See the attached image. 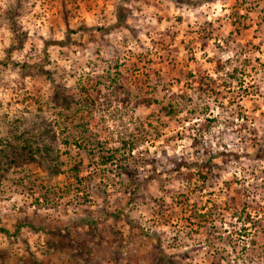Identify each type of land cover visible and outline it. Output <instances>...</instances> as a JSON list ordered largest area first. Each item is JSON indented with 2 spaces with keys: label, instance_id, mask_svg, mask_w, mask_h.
<instances>
[{
  "label": "rangeland",
  "instance_id": "1",
  "mask_svg": "<svg viewBox=\"0 0 264 264\" xmlns=\"http://www.w3.org/2000/svg\"><path fill=\"white\" fill-rule=\"evenodd\" d=\"M132 2L0 0V92L14 83L17 87L12 91L20 96L16 104L31 102L35 106L30 118L14 115L11 128L8 114L0 117V135L9 133L0 136V180L12 174L14 183L34 197L28 205L33 211L16 219L14 231L0 227L4 236L23 234L21 242L28 249L18 257L21 264H195L197 247L175 252L179 232L169 240L159 229L179 228L189 240L198 236L207 239L220 231L214 222L219 220L221 225L227 224L224 232L233 229L229 241L233 236L243 239L253 232L264 233V208L249 203L250 195L264 190V181L256 183L264 171L259 176L253 171L247 178L233 173L222 179L224 169L214 163L218 157L231 156L232 160L223 159L222 164L234 161L245 173L243 161L264 160V143L260 142L264 135L256 127L249 128L264 118V39H260L264 18L250 5L245 11L249 0H167V12L160 8L163 0H136L142 5L136 11L149 9L155 23L135 27V21L129 23L132 8L126 7ZM45 6L51 15L48 21H41L43 13L33 9ZM189 8H205L198 13L203 21L194 24L181 14ZM97 17V23L90 22ZM37 23L40 28L48 23L47 35L40 33ZM125 30L127 34H123ZM222 44L240 49V56L233 58L235 64L208 55L210 45L223 50ZM225 65H231L227 79H213L224 72ZM100 69L103 72L94 75ZM69 79L75 80L73 87L67 86ZM193 92L199 94L198 99L211 98L217 109H222L220 115L227 112L224 120L209 115L201 129L209 131L223 124V136L241 122L233 131L250 133L247 151L210 154L205 148L203 155L208 159L203 162L169 157L168 164L173 166L167 168L156 154L159 140L151 149L141 148L140 154L133 155L136 137L122 136L118 144L111 145L107 139L91 140L85 135L87 124L78 118L85 107L103 108L100 101L108 108L112 107L109 99L127 107L140 97L133 107L150 108L161 105L163 96L167 102L156 113L157 121H152L149 113L147 129L159 122L167 126L175 114L174 98L191 100ZM221 99L224 104L219 103ZM41 100L52 107V119L41 115L45 111ZM232 105H236L235 111L228 110ZM204 111L211 113V108L206 106ZM21 127L24 130L14 134ZM136 131L146 129L141 125ZM173 139L183 141L184 135L177 131L164 143ZM191 139V154L198 156L202 137ZM160 155L167 152L162 150ZM248 178H252L251 184ZM53 198L68 209L64 213L67 218L46 227L37 224L34 209ZM149 203L151 222L144 217ZM19 212L26 209L21 207ZM254 214L261 219H255ZM3 223L0 220V225ZM34 241L43 251L33 246ZM251 243L255 245L256 239ZM6 255L0 253V257ZM222 260L227 257L216 250L212 264Z\"/></svg>",
  "mask_w": 264,
  "mask_h": 264
},
{
  "label": "clouds",
  "instance_id": "2",
  "mask_svg": "<svg viewBox=\"0 0 264 264\" xmlns=\"http://www.w3.org/2000/svg\"><path fill=\"white\" fill-rule=\"evenodd\" d=\"M249 5L252 7L256 15L264 18V0H249V4L245 5V11L248 10ZM46 7L44 8H36L33 9V12H41L43 13L41 16V21H48L50 12L46 11ZM126 7L132 8L133 18L129 20V23L134 22L135 27H143L145 23H155V20L149 16V9L144 8L143 12H137V7H142V5H137L136 0H133L132 4L126 5ZM207 7V6H205ZM160 8L167 12L168 4L167 0H163L160 3ZM205 8H196V9H182L181 14L184 15L188 20L195 22L203 21V17L198 16V13L204 12ZM214 14V13H213ZM139 16L140 20H135V17ZM144 17H148V19H144ZM99 17L94 20H91V23H97ZM109 23L114 22L113 20H109ZM75 25V21L72 22ZM37 28L39 27V23L35 25ZM48 23L44 24L43 28H40V33L47 35ZM64 32L63 25L61 26L60 35L62 36ZM123 34H127V31ZM260 39H264V35H261ZM223 50L217 49L215 45H210V49L208 51L209 56H216L218 59L223 61L232 60V63L235 64L236 60L234 57L240 56V49L236 47L235 44H231V46L221 45ZM231 65H225V69L223 73H218L213 75V79H216L219 76L222 80H226V73L230 71ZM103 72V69L96 70L94 75H99ZM11 79H15L13 76ZM75 85L74 79H69L67 81L68 87H73ZM17 87L16 84H10L8 90L0 92V97H2L4 107L0 108V117H4V114H8V120L10 122V128L12 127L11 121L14 118V115H20L23 117L30 118L33 114H35V106L28 103H22L20 105L16 104V100L20 98L19 93H13L12 89ZM261 92H264V87L261 88ZM199 94L193 92L191 100L187 97L184 99H180L179 96L174 98L173 107L175 108V114L168 121L167 126L163 122L154 123L152 129H147V123L149 122V113L152 114L151 120L157 121L158 117L156 113L158 112L160 106L166 103V99L161 96V105H153L150 108H138L133 107L136 102V99H140V97H136L132 99L127 107H121L118 103L115 102L114 99H109V103H111L112 107L108 108L106 104H103V101L98 102L99 105H103V108L97 106L96 108H87L85 107L80 113L78 118H82L83 121L87 124V132L85 133L86 137L91 140H104L107 139L109 144H118L119 138L122 136L131 135L137 138V148L133 155L140 154L141 148H150L152 144L159 140V146L156 148V154L159 160L168 164V158L172 157L177 161L182 157L187 159L189 162L193 160H197L199 162H203L208 159V157L204 156L205 148L209 149L210 154L219 153L221 150L232 153V152H244L248 150L249 146V135L250 133L247 130H241L239 132H234L233 128L239 129L240 123L237 122L231 128L227 129V133L223 136L220 135L222 129L224 128L223 124H217L210 128L209 131H203L201 129V125L204 124L205 120L209 115H217L220 120L225 119V115H220V111L222 109H217V105L213 103V100L207 96H203L201 98H197ZM171 96V93H169ZM11 101V108L8 107V103ZM220 104H224L225 102L221 99L219 101ZM40 106L45 108V111L41 113L43 117H47L49 119L53 118L52 107L49 104H46L44 101H40ZM208 106L211 108V113L204 111L205 107ZM78 107V106H77ZM28 108L27 112L23 110ZM229 111H235L236 105H232ZM72 113L75 114L76 109L73 108ZM100 117H103V120H100ZM234 119V117H233ZM63 127L64 122L58 121ZM141 125L146 129L143 133H138L136 131ZM256 127L260 135H264V118H261L257 121L256 124H249V128ZM23 127L19 128L17 132L14 134L18 135L19 132H22ZM177 131H180L182 135H184V140H171L167 144L164 143L168 137H175ZM230 133V134H228ZM0 136H9L0 135ZM143 136V140H140V137ZM192 137L201 138V146L200 152L198 156H193L191 153L194 151L190 147L192 144ZM241 139H244V143L241 144ZM259 139V136H258ZM264 143V140L260 141ZM227 145V148L223 146ZM166 151V156H161L160 151ZM223 159L232 160L231 156L229 157H218L214 163L221 164L224 169L222 173V179L229 178L233 173L237 176L244 175L246 178L248 174L255 171L259 176L262 171H264V160L262 161H254V160H245L243 161L242 166L245 168V173L240 172V168L236 166L235 162H231L227 165L222 164ZM257 165L256 168H249V164ZM173 165L168 164L167 168L172 167ZM146 175L147 173L141 171ZM16 180V176L12 174H8L5 178L0 180V220H3V224L0 227H7L9 232L14 231L13 224L16 219L25 215L28 212L33 211V209L28 208V205L31 203V200L34 197L29 196L26 188L21 185H17L14 183ZM261 181H264V176H261L260 180H257L256 183L259 184ZM248 184L252 183V178H248ZM219 187V182H217ZM247 187V184L244 185ZM180 190H184L183 185H179ZM252 190L249 189V192ZM249 203L253 206L259 204L261 208H264V190H260L255 193V195L249 196ZM24 207L26 209L25 213H20L19 209ZM146 211L144 212V217L146 221H150V213L152 212V208L150 203L145 206ZM34 211L37 213L36 217L33 219L35 222L41 226H48L49 224L55 225L63 222L67 217H65L64 213L68 211V209L64 206L62 202H59L58 199L53 198L45 204L36 207ZM260 212V209H257ZM264 215V212L261 213ZM41 218H43V223L41 222ZM255 219H261V216L255 215ZM216 227L220 229L219 232L215 233L211 238H205L203 236L194 237L189 240L184 231H181L179 228L175 230L169 229H159L161 232H166V238L171 239L172 236H175L177 232H179V239L176 241V247H174L173 251L175 252H184L193 247H197L199 249L198 253H193L196 257L195 264H212L213 253L216 250H220L223 256L227 257V260H222L221 264H264V233L257 235L253 232L252 235L238 239L233 236L232 240L229 241L228 237L233 232V229H229L228 232H224V228L227 227V224L221 225L219 220L214 221ZM264 223V220L261 221ZM150 226V224L148 225ZM238 225L234 224V228H238ZM216 236H222V240H217ZM23 239V234L21 237H13L11 235L4 236L0 234V253L6 252L7 255L4 257H0V264H21L18 257L24 254V250L28 245L23 244L21 241ZM252 239H256L257 243L253 245L251 243ZM154 242V241H153ZM34 247H41L40 243L37 241L33 242ZM243 249V251H242ZM182 264H187L186 261H183Z\"/></svg>",
  "mask_w": 264,
  "mask_h": 264
},
{
  "label": "trees",
  "instance_id": "3",
  "mask_svg": "<svg viewBox=\"0 0 264 264\" xmlns=\"http://www.w3.org/2000/svg\"><path fill=\"white\" fill-rule=\"evenodd\" d=\"M53 170H54V172H57V168L56 167H54Z\"/></svg>",
  "mask_w": 264,
  "mask_h": 264
}]
</instances>
